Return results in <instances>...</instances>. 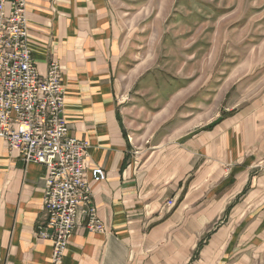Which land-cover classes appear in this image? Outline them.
Returning a JSON list of instances; mask_svg holds the SVG:
<instances>
[{"label": "crops", "instance_id": "obj_1", "mask_svg": "<svg viewBox=\"0 0 264 264\" xmlns=\"http://www.w3.org/2000/svg\"><path fill=\"white\" fill-rule=\"evenodd\" d=\"M123 14L114 0H26L37 71L59 64L69 133L108 175L92 186L106 231L78 217L56 264H264V77L220 111L177 114L190 84L158 94V54ZM45 173L0 138V264H55L35 235Z\"/></svg>", "mask_w": 264, "mask_h": 264}, {"label": "built area", "instance_id": "obj_2", "mask_svg": "<svg viewBox=\"0 0 264 264\" xmlns=\"http://www.w3.org/2000/svg\"><path fill=\"white\" fill-rule=\"evenodd\" d=\"M64 85L53 61L39 75L27 45L26 0H0V138L24 162L45 167L44 218L35 235L52 243L59 263L78 217L85 228L105 232L92 186L104 183L101 166L87 167L89 144L70 135L64 118ZM167 204L174 205L173 200Z\"/></svg>", "mask_w": 264, "mask_h": 264}, {"label": "rangeland", "instance_id": "obj_3", "mask_svg": "<svg viewBox=\"0 0 264 264\" xmlns=\"http://www.w3.org/2000/svg\"><path fill=\"white\" fill-rule=\"evenodd\" d=\"M114 2L127 29L141 31L144 54L150 48L158 54V94L165 98L181 81L190 84L177 114L189 111L203 117L220 111L232 98H247L248 90L264 77V0H169L153 39L152 22L162 0ZM221 92L222 100L215 102ZM142 99L137 103L148 111L163 104Z\"/></svg>", "mask_w": 264, "mask_h": 264}]
</instances>
